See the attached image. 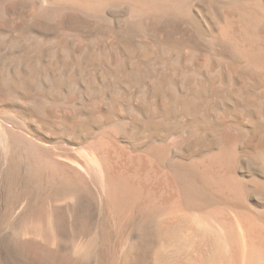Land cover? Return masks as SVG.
I'll return each mask as SVG.
<instances>
[{"label":"bare ground","instance_id":"obj_1","mask_svg":"<svg viewBox=\"0 0 264 264\" xmlns=\"http://www.w3.org/2000/svg\"><path fill=\"white\" fill-rule=\"evenodd\" d=\"M202 14L213 18L214 29L201 25ZM111 86L115 95L102 92L101 98L100 87ZM125 87L138 95L126 97ZM81 89L89 93L87 103L77 102ZM123 94L129 98L125 103ZM0 105L28 113L37 128L33 132L18 112L0 113V190L6 194L0 223H13L15 207L21 212L33 197L44 195L62 220L89 219L93 187L101 184L115 200L117 188L129 185L133 197L141 190L140 178L151 174L159 190L143 186L146 196L161 200L163 217L141 223L178 227L181 217L196 215L192 210L209 223L218 220L222 210L237 205L221 196L233 198L232 204L248 187L255 195L264 191L257 182L247 185L239 171L250 165L264 179V0H0ZM38 130L85 138L74 146L63 139L50 143ZM127 131L155 140L143 152H131L118 143ZM53 213L50 223H56ZM251 214L249 223L264 224V214ZM228 215L220 220L228 221ZM222 220L223 228L228 222ZM180 227L164 230L180 234ZM166 233L157 244L137 236L128 264H166L158 250L171 251L182 243L177 237H185ZM262 236L256 245L263 251L260 262ZM143 249L145 256L138 252ZM247 253L236 260L233 255L230 263L253 264Z\"/></svg>","mask_w":264,"mask_h":264},{"label":"rangeland","instance_id":"obj_2","mask_svg":"<svg viewBox=\"0 0 264 264\" xmlns=\"http://www.w3.org/2000/svg\"><path fill=\"white\" fill-rule=\"evenodd\" d=\"M210 17L211 16L207 15V19H205L206 15L204 16L202 14V16H201V22L202 23L201 22L200 23L206 29L212 30V29H214L212 27V26H214V20H212L213 18L212 17L210 18ZM203 21H204V24H203ZM207 24L208 25L210 24L209 26H211V27H208ZM100 88L103 91H101V93H100V90H97V92H98V94L100 93L99 96L101 98H102L101 94H103L104 92H105V94L103 95V97L106 95L108 97L110 95L111 96L115 95V91H113V89L115 90L116 88L113 86L106 88L107 90H105V88H102V87H100ZM100 88L97 87V89H100ZM82 89L84 90L85 88H82ZM82 89L80 92H83L82 95H84L85 93ZM121 90H122V93H124V94H127V91H128L129 96L127 94V95H125L126 97H130L132 95V92H135V91H131L127 87H125L124 89H121ZM87 91H88V89H87ZM110 91H112V93H114V94L110 93ZM47 93L52 94V91L50 90L48 92V89H47ZM108 93H110V95ZM136 93H138V91L135 92V94ZM88 94H85L84 96H82L80 93L77 102H81V101L83 102V100L86 98L83 103H87L89 100ZM98 94H97V96H98ZM124 94H123V98H122V103L124 102V99L125 100L129 99V98H126L124 96ZM137 95L138 94H136L135 96H137ZM81 97H83V98H81ZM120 100H121V98H120ZM128 101H126L127 105H129ZM2 108L8 109L9 107L0 105V113L2 115L7 116V114H8V116H9L12 113L15 115H17L19 113L18 116L21 117L22 121L24 123H27L31 127V130L33 132H36L37 128L34 127L33 123H31L32 119H29L31 117L29 116L28 113L21 112V111H14L11 109H8V110L5 109L6 111H4ZM2 110H3V112H2ZM9 110H11V111H9ZM22 115H24V116H22ZM22 117H24V119ZM126 118H128V117H125V119H123V120L127 121ZM29 120H31V122H29ZM94 129L96 130V128H92V133L95 132ZM37 132L42 134V136L44 135L43 137H45V139H47V141L50 143H53V142L55 143V142L63 139V141H65L67 143L68 142L72 143L73 146L75 144H79L80 141L82 142L85 138L84 135H80L77 138L71 140V139H68L67 136L64 137V136L59 135V134L51 135V134H48L47 132L44 133L45 131H42V130H38ZM92 133L89 132V134L93 135ZM128 134H129V132L127 131L122 136H120L118 138L119 139L118 143H120L123 146L125 145L124 146L126 148V149L124 148L125 150H129V151L132 150L133 152L136 150L135 152H137V153L143 152V150H145L147 148V145L152 143V140H153V142L155 140L154 139L155 137H152L153 139H147L146 138L147 139L146 140L144 137L146 135L148 136L147 133H135V134L130 133V135H128ZM49 135H51L50 136L51 138L49 137ZM58 135L60 136V138L58 137ZM53 136L55 138H53ZM81 136H83V137L81 138ZM131 136L133 138H131ZM76 139L78 141H76ZM81 139H83V140H81ZM55 140H57V141H55ZM149 141H151V142H149ZM262 163L264 165V159H263ZM127 167H129V165H127ZM239 171H241L240 173L242 174V177L244 178V180L246 179L245 180L246 183H247V181H249L248 183L252 182L250 184L247 183V185L250 186L251 184H253V182H257L258 184H260L259 185L260 187L264 186V179H259L258 170L255 167H252L250 165H244L239 169ZM149 176L150 175H148V178H147V175L142 176L143 178L144 177L147 178V179L144 178L146 181L144 179L140 178V181L142 180L141 181V190L145 191V187L148 184H150L148 186H150V188L154 192L158 191L159 190L157 187L158 181L156 180L154 175L151 174V176H152L151 179ZM254 176H255V178H254ZM143 180H144V182H143ZM143 185L144 186L146 185V186L144 187ZM97 186L98 185H96L92 189L93 192H92V199L90 202V204H91L90 208H91V210H93L92 211L93 216H91L89 219L83 220L84 218H82V220H80V221H77V220H79V219H77L76 220L77 222L75 220H72V221L62 220L57 207H56V209L58 211V215H57V213H53L54 212V205H52V203H50V201L48 199L44 198L45 195H44V197L42 196L43 198L42 197H39V198L33 197V199L29 200L28 203H26L27 205H25V207L22 209L23 212H22V210H21V212L19 211L21 206L19 207V209L15 207V212H17V213H15V212L14 213L18 214V215H16V219L13 221V223H4V222L0 223V264H128V260H126V257L128 256V253L132 252L133 247L135 246V244L133 242L136 240L137 236L138 237H139V235L141 237L143 236V238H145L146 240H148L149 238L150 239L152 238V240H154V241L156 240V244H157L158 240L161 239L160 236L164 231L167 232L166 234H167L168 238H171L174 235H175L174 236V238H175L178 236L179 233L172 234V235H168V233L171 232V230H173V229H177L178 227L183 226V223L185 222L184 220H186V222L184 223L183 228L180 227L181 230H180L179 236H181L183 233L185 235V237L184 238L177 237L178 242L182 239L180 241L182 243H179V246L177 245L178 248L176 247L174 249V247H172L171 251L169 249H167L168 251L166 249L165 250L164 249L158 250L159 251L158 254H161L164 259L166 258L165 259L166 264H191V263L192 264H225V262L226 263L228 262L227 264H232V263H234V261L231 260V259H233V255L235 257L234 260H236L239 256H240L239 258H241L244 250L246 251V253L248 252L247 255L251 259L250 262L253 260V264H257V262H259V264H264L263 260L261 261L262 263L260 261H258L259 259L260 260L263 259V258H261L262 257L261 256L262 250L258 249L256 246L261 241L260 239H262L261 238L262 234L264 235V231H263L264 230V224L260 223V225H259V223L258 224L249 223L251 221V216H250L251 213H252L251 215H253V216L264 214V193H263L264 191H262V190L259 192V194L255 195L252 192L253 189L248 187L249 191L247 192L246 196L242 199H238L239 200L238 203L234 202L232 204H231V201H234L233 198L231 199V198H228L225 196H221L222 197L221 201L226 202L227 204L229 203L230 205L234 204L233 206H235L237 204L236 205L237 213L235 211L236 207H233V206L232 207L235 210H233V208L232 209L228 208L229 210H226V211L230 212V209H231V214L228 212H224V210H222L224 212V214L225 213L229 214V215L227 214L228 215V221L223 222L222 217L225 216V219L227 220V218H226L227 215H224L222 211L220 212L221 213L220 215L222 217H220V215L218 216L219 222H218V220L213 219L209 223V222L203 220L201 217H199V214L196 211L192 210V212L196 213V215L193 213H192V215H191V213L190 214L188 213V215H184L183 217H181V219H179L180 223H178V227H177L176 223H174L175 225H172L173 223H171V224H169V223H141V220L143 221V218H145L144 219L145 221L156 222V220H159L163 217L161 200L156 201L154 198H152V196H150V197L148 195L146 196V194H148L146 192L147 190L145 191L146 193L141 192V190L139 192H136L135 193L136 195L133 194V197H135V198H133L131 191L128 190L129 185L126 187L121 186V187H118L120 190H118V188H117L116 191H118V193H117L118 195L116 196V199L113 200L112 197H110L111 194H110V196H108L109 193H107L106 190L104 191L102 189L103 186L101 184L99 187H97ZM94 188L95 189L97 188V189L95 190ZM98 189H102L99 191V192L102 191L101 192L102 195L98 192ZM121 190L122 191L124 190V191L121 192ZM95 191H96V193H95ZM148 191H150V190H148ZM0 192H1V190H0ZM3 193H4L3 191L0 193V200L3 201V202L0 201L1 202V204H0V216H3V213H5L4 207L6 205V203H5L6 194L4 193L5 196H3L4 195ZM123 193L127 198L123 195ZM120 194H121V196H120ZM130 194L132 197L131 199H129ZM138 194H139V196H138ZM1 195L4 198H2ZM33 195L35 196L36 194L33 193ZM106 195H107V197H106ZM46 200L50 203V206ZM129 200H131V201H129ZM228 201H230V202H228ZM245 202H247V203H245ZM93 204H96V205H93ZM51 206H52V208H50ZM238 206L240 209L245 208L244 210L242 209L243 213H241L242 212L241 210L238 211ZM16 210H18V211H16ZM51 212L54 214V217L56 219V220L55 219L54 220L56 223H50V221H49L50 217H51L50 214H52ZM1 213H2V215H1ZM248 213H250V214H248ZM241 214L242 215L244 214V215L242 216ZM245 214H246V216L249 215L248 216L249 219L247 220L248 222L247 223H245V222L241 223V221H243V220L246 221V219H247L246 217L244 218ZM189 215L191 216L193 222L191 219H189V221H187L188 218H190ZM229 217L230 218L234 217L235 219H237L236 220L237 223L234 222L235 221L234 218L233 219L231 218V221L234 220L233 222H229V220H230ZM220 218H222L221 220L223 223L228 222L227 223L228 225L226 226V224H223V228H222V225H221L222 223H221ZM164 224H168V225H164ZM194 224H196V226H194V228H193ZM191 225H192V228H191ZM261 225H263V228H260ZM167 226H168V229L171 228V230H169V231L164 230V229H167ZM173 226H175V228ZM185 226L186 227L188 226L187 233L184 232V231H186V228H184ZM237 226H239V227H237ZM225 229H227V231ZM182 230H184V231H182ZM195 230H197V232ZM204 230H205L206 238H205V236H203ZM159 231L160 232L162 231V232L160 233ZM247 231H249V232L251 231L250 234ZM261 231H263V232H261ZM158 233L160 235H158ZM193 233H196V234H193ZM260 233H261V236H260ZM191 234H192V237H191ZM200 234H202L201 237H200ZM242 234L245 237H243ZM184 235H182V237ZM187 235H189L188 240H187V238H188ZM197 235L200 237V239H199V237H195ZM147 236H149V237H147ZM169 236H171V237H169ZM162 237H163V234H162ZM253 238H255V239H253ZM183 239L185 241H183ZM198 239H199V241H198ZM214 239H216V240H214ZM172 240H173V238H172ZM209 240H211V241L209 242ZM174 241H176V240L174 239ZM189 241H190V244H189ZM200 241H202L203 243ZM88 242H90V243H88ZM254 243H256V244H254ZM86 244H87V246H86ZM131 245H132V248H131ZM186 245H189V246H187L188 248H186ZM128 246H130V247H128ZM180 246H182V247H180ZM214 246L215 247L218 246L217 249H215L216 251H213L214 250L213 248H215ZM225 246L228 249L227 250L228 253L230 252L229 254H227ZM233 246L234 247L236 246L235 248L239 249V253L237 252L238 249L234 252L235 248ZM244 246L245 247L248 246V247L244 248ZM253 246L255 249H253ZM86 247H88V248H86ZM189 248H190V250H188ZM231 249H232V251H231ZM181 250H184V251H181ZM185 250H187V251H185ZM259 250H260V252H259ZM144 251H146V250L143 249V250H141V252L140 251H138V252L141 255L145 256V254H147V253ZM142 252H144V253H142ZM156 252L157 251H155V249L154 250L152 249L150 255H152V254L155 255ZM187 252H188V254H187ZM212 252H213L214 256L212 255ZM217 253H219V254L217 255ZM222 253H223V255H222ZM235 253H237V254H235ZM240 253H241V255H240ZM252 254H253V256H252ZM168 255L172 256L173 261H172L171 256H169V260H168V258H167ZM189 255L193 256V257H191V258H193V259H191V262H190V256ZM211 255H212V257H211ZM90 256H91V258H90ZM188 256H189V259H188ZM201 256H202V258H204V261H200V259H202V258H200ZM225 256H226V258H225ZM205 257L207 259H205ZM198 258H200V259H198ZM221 258H222V260H219ZM195 259L197 261H199L200 263H197V261ZM192 260L195 261V263ZM90 261H92V262H90ZM170 261H172V262H170ZM188 261L190 263H188ZM217 261H219V262H217ZM81 262H83V263H81ZM130 262L131 261L129 260V264H131V263L134 264L133 262H131V263ZM230 262H232V263H230ZM250 264H252V262Z\"/></svg>","mask_w":264,"mask_h":264}]
</instances>
